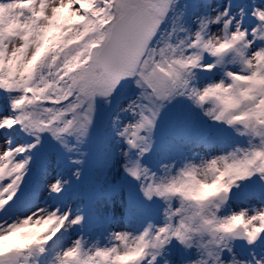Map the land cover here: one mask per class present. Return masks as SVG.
<instances>
[{"label":"snow or ice","instance_id":"obj_1","mask_svg":"<svg viewBox=\"0 0 264 264\" xmlns=\"http://www.w3.org/2000/svg\"><path fill=\"white\" fill-rule=\"evenodd\" d=\"M78 2L91 8L73 13L78 20L72 23L71 15L67 20L59 15L66 7L64 0H0V90L20 93L11 100V114L0 117V132L19 127L33 137L27 145L12 147L10 140L0 144V212L18 199L32 163L30 153L43 134L73 151L67 138L75 135L79 144L85 142L94 125L96 99L110 104L124 82L132 80L140 94L123 110L135 120L121 127L114 117L112 129L117 142L123 140L137 152L135 162L125 164L124 171L136 181L144 200L167 204L163 225L148 222L135 236L113 233L111 239L118 243L110 247L85 248L78 239L58 254L57 264H160L158 258L169 264L168 246L173 241L184 249L196 247L198 259L188 264H264V207L253 214L242 210L217 215L245 181L258 177L264 183V6L253 7L257 25L251 32L225 8L202 19L198 31L173 42L177 31L187 32L173 22L172 30L163 34L175 0ZM211 25L222 28L214 33ZM205 55L213 62L205 63ZM229 55L240 65L239 72L225 70L226 79L203 89L192 84L196 71L212 73ZM178 98L192 101L212 123L247 136L249 146L199 165L187 163L175 173L173 165H164L163 174L157 175L141 161L152 150L160 112ZM98 147L100 166L105 167L103 140ZM121 154L129 157V151ZM87 155L80 152L72 161L79 166L73 172L76 180ZM68 183L57 179L47 184V190L60 195ZM113 191L126 189L115 184ZM125 207L131 218L137 202L130 192ZM85 220L82 209L73 216L57 207L37 208L11 223L0 221V264H27L58 233L70 227L83 229ZM30 222L51 227L36 237L24 234L22 243L6 247L8 235ZM235 241L242 243V250Z\"/></svg>","mask_w":264,"mask_h":264},{"label":"rangeland","instance_id":"obj_2","mask_svg":"<svg viewBox=\"0 0 264 264\" xmlns=\"http://www.w3.org/2000/svg\"><path fill=\"white\" fill-rule=\"evenodd\" d=\"M243 1H246L249 15H252L253 7L264 6V0ZM64 2L66 5L65 8H69L70 13L73 14L78 11V8L69 4L68 0H64ZM230 2V0H175L176 7L170 12L178 22L177 28L183 27L187 30V32L177 31L176 40L183 39L185 35L198 31L202 19L211 18L217 13L222 12L225 8L230 9V15L235 16L237 21H241L239 13L240 5L236 3L230 4ZM253 21L254 17L252 16V22L242 23V26L251 32L253 29ZM221 28L222 25L210 26V30L214 33L219 32ZM204 62L212 63L213 58L204 56ZM225 70L239 72L240 65H233L230 57H226L224 66L215 69L212 73L196 71L192 84L199 89H203L210 84L220 82L226 79L224 74ZM139 94L140 90L136 87L135 83L127 80L124 82L123 87L113 95L110 104L105 103L103 100L105 104L100 107L99 104L102 98H97L95 101V117H100L107 133L105 136L106 142L111 148L106 153L107 166L105 167V176L94 175V183L91 184L85 181L77 193L65 195L62 192L60 195H50L47 190V184L57 179L68 180L69 183L66 186L73 184L75 179L73 172L79 166L72 162H70L72 165L65 166V164L57 160L58 152L54 154L49 152L45 156L44 164L41 167L34 168L31 172L32 175L28 176V181L31 180L34 183L31 193L26 195V190L23 191L22 188L21 193H18V199L9 206L7 211L0 212V221L7 220L8 223H11L18 217L22 218L30 215L37 208H45L52 211L58 207L61 212L70 210L72 215L75 216L80 213V207L82 205L86 206L87 209L83 213L89 217V223H85L83 229L77 226L62 231V241L59 250L57 249L56 258L58 254L72 247L73 242L78 239H83L85 248H91L93 245L97 247H110L118 243L111 239L113 233H128L130 236L140 234L147 223L145 216L142 217L140 214L141 201L137 203V208L133 211L131 218H129L125 207L129 192L126 186L128 175L124 171V166L125 164L131 166L134 162L130 152L128 158H125L121 154L123 151H127L128 145L123 140L117 142V138L112 129V120L114 117H118L121 127L130 122H134L135 117L132 113L124 111L123 109L127 108L132 101L136 100ZM117 96H121V98L116 100L115 98ZM179 99L182 101V107L190 114V118L197 119L200 122L201 130L199 128L200 131L198 130L196 140L191 142L181 140L175 136L168 138V141L172 142L174 148L164 153L160 152L152 157L154 159L144 161L145 166L149 167L157 175L163 174L164 165H173V173H175L187 163L199 165L204 161H210L213 158L228 155L237 148L244 149L249 146V138L240 135L232 128H229L222 137L216 135L215 124L205 117L200 109L192 105L191 107L184 105L186 98ZM0 102H3V100L0 99ZM206 107L211 106L207 105ZM160 113L164 115V110ZM3 134L5 132H0V144H3L7 140ZM163 141L167 140L163 139ZM15 144L18 145L19 142L15 140ZM197 178L199 179L200 177ZM115 184L124 186L126 191H113V185ZM259 185H263V183L259 181L258 177H253L251 180L245 181L240 189H234L235 194L221 207L217 215L225 217L242 210L253 214V210L264 207V188H259ZM87 188L88 191H86ZM89 191L91 193L87 195ZM138 194L141 196L140 199L145 203L157 204L153 213L152 223L157 227L162 226L164 210L167 204L160 199L146 202L139 192ZM173 206H178V202L173 201ZM104 218H107L109 222L106 224L102 223ZM28 225L37 228L46 225L51 227V224L48 223L36 224L30 222ZM8 239L9 237L4 241L6 247H8ZM234 244L238 250H242L241 244L238 241H235ZM244 255L246 256L247 253L245 252ZM167 258L169 264H188L189 261L198 259L197 249L195 246L191 249H184L178 242L173 241L168 246ZM34 260L38 262L41 259L38 255H35ZM158 260L160 264H163L161 258H158Z\"/></svg>","mask_w":264,"mask_h":264},{"label":"trees","instance_id":"obj_3","mask_svg":"<svg viewBox=\"0 0 264 264\" xmlns=\"http://www.w3.org/2000/svg\"><path fill=\"white\" fill-rule=\"evenodd\" d=\"M172 123L175 129L184 132H190L191 130H193V126H194L193 122L184 118L182 119L176 118Z\"/></svg>","mask_w":264,"mask_h":264},{"label":"clouds","instance_id":"obj_4","mask_svg":"<svg viewBox=\"0 0 264 264\" xmlns=\"http://www.w3.org/2000/svg\"><path fill=\"white\" fill-rule=\"evenodd\" d=\"M244 211H246V210H244Z\"/></svg>","mask_w":264,"mask_h":264}]
</instances>
